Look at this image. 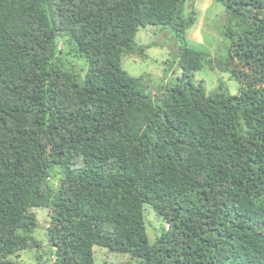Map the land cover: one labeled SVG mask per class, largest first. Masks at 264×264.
<instances>
[{
  "label": "trees",
  "instance_id": "16d2710c",
  "mask_svg": "<svg viewBox=\"0 0 264 264\" xmlns=\"http://www.w3.org/2000/svg\"><path fill=\"white\" fill-rule=\"evenodd\" d=\"M215 1L213 61L185 42L184 0H0V264H96L94 246L127 256L107 264H264V0ZM147 25L181 42V75L156 87L122 67ZM204 61L235 89L194 82Z\"/></svg>",
  "mask_w": 264,
  "mask_h": 264
},
{
  "label": "rangeland",
  "instance_id": "374dc122",
  "mask_svg": "<svg viewBox=\"0 0 264 264\" xmlns=\"http://www.w3.org/2000/svg\"><path fill=\"white\" fill-rule=\"evenodd\" d=\"M191 10L195 11L196 21L185 30V42L189 46L206 52L208 60L214 61L216 58L225 57L229 41L223 35L224 6L215 0H184L181 16L183 18L188 17ZM62 41L61 39L58 43L60 49L65 48ZM135 44L137 46L149 45V47H143L142 52L135 50L122 57V67L130 75H143L145 77L144 82L150 83L152 87L164 85L168 81L172 82L181 75L178 62L174 63L175 53L181 42L170 25H147L139 28L135 36ZM83 62L85 64L83 71L81 65L74 67V71H78L81 76L87 69V64L84 60ZM228 77V72L212 69L209 63L204 61L201 69L194 72L193 81L203 80L207 91L215 89L219 83H224V86L231 92L235 89V84L238 81ZM54 168L50 178L55 177L54 183L57 184L61 171L56 166ZM31 211L35 213L39 225H42L36 229L34 236L44 243L46 239L45 228L50 219V210L39 207L32 208ZM145 216L147 233L149 238L153 240L158 234L161 224L165 226V222L161 221L148 205L145 206ZM41 250L20 251L18 260L25 264H40L39 261L47 258ZM93 250L96 264L120 263L127 259L125 254L109 252L100 246H94Z\"/></svg>",
  "mask_w": 264,
  "mask_h": 264
}]
</instances>
